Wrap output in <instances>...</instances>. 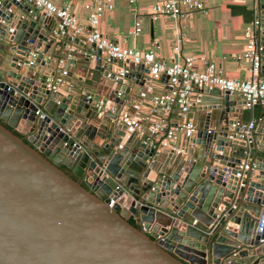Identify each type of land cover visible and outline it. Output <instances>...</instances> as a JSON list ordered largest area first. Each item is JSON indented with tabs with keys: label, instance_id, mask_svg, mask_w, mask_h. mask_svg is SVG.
Returning a JSON list of instances; mask_svg holds the SVG:
<instances>
[{
	"label": "water",
	"instance_id": "water-1",
	"mask_svg": "<svg viewBox=\"0 0 264 264\" xmlns=\"http://www.w3.org/2000/svg\"><path fill=\"white\" fill-rule=\"evenodd\" d=\"M255 3L264 53V0ZM0 18V264H264V120L245 140L233 136L240 95L193 85L202 125L182 155L161 156L136 139L118 148L123 99L97 118L79 83L66 93L45 85L62 70L73 78L71 66L89 55L51 69L44 54L70 41L55 40L54 18L13 0L1 2ZM95 53L93 69L106 74L115 60ZM146 72L129 63L123 77L140 89Z\"/></svg>",
	"mask_w": 264,
	"mask_h": 264
},
{
	"label": "built area",
	"instance_id": "built-area-1",
	"mask_svg": "<svg viewBox=\"0 0 264 264\" xmlns=\"http://www.w3.org/2000/svg\"><path fill=\"white\" fill-rule=\"evenodd\" d=\"M3 0H0V4ZM17 3L30 4L33 8L45 12L54 18L55 23L52 35L55 40L59 37H79L84 44H93V49L100 51L102 61L107 62L114 59L122 64L118 65L113 71H107L106 76L112 74L110 80L116 93L113 96H123V91L118 88V83L124 79L123 75L128 71V63L142 64L146 69V77L142 87L137 91L136 99L127 107L117 108L116 122L122 126V137L134 138L143 146L158 152L160 149L170 150L174 155H182L185 152L183 143L175 146L174 143L179 138L182 139L192 136L197 127L188 116L191 106L198 102V93L194 95L193 85L197 88L215 87L231 94L240 95L244 108L258 106L264 111V78H259V71L263 64V47L258 40L259 19L255 17L248 25L243 28L245 39L242 50L234 55L236 60H245L249 63V75L244 79L227 78L223 75L222 69L212 61L203 57L195 58L192 55L180 56L179 39L171 47L170 63L157 60L155 48L157 44L152 42L151 47L142 50L136 46H127L126 36L121 37L120 41H114L103 35L98 29V22L102 15L107 11H112L115 0H85L82 8L87 12L86 23L78 22L76 16L70 10L69 4L58 5L53 0H13ZM132 5L137 0H121ZM193 12L206 13L207 7L199 0H161L150 4L147 16L150 21H155L159 17L171 19L186 18ZM4 19L0 18V25H4ZM142 19L139 15L133 17V25L130 35H137L141 32ZM6 30L11 33L13 27L6 26ZM38 50L30 51L25 64L33 63ZM69 55V54H68ZM96 59V54L89 55ZM50 58L49 55L45 56ZM56 63L61 64L62 59H57ZM199 63L200 65H198ZM62 70L61 74L64 75ZM166 76L167 87L158 91L153 90L154 82L161 76ZM121 81V82H119ZM63 82L61 77H46L45 85L48 90H58L59 84ZM113 96L109 98L102 95L94 99V115L101 117L105 111L114 110L116 102ZM175 112L179 120L167 125L164 117L171 112ZM39 118L44 116L40 110L35 111ZM255 128L254 122L241 124L240 131L234 132L236 139L245 140L250 132ZM178 137V138H177ZM118 148L121 147L119 142ZM240 169H246V163H240ZM239 172L235 176H239ZM113 200L107 203L111 207ZM195 222V221H193ZM261 226V224H260ZM216 264H229L228 260H221Z\"/></svg>",
	"mask_w": 264,
	"mask_h": 264
},
{
	"label": "crops",
	"instance_id": "crops-1",
	"mask_svg": "<svg viewBox=\"0 0 264 264\" xmlns=\"http://www.w3.org/2000/svg\"><path fill=\"white\" fill-rule=\"evenodd\" d=\"M58 5L69 4L70 10L76 16L81 24L86 23L87 12L82 8L85 0H53ZM154 1L161 0H137L134 4L129 5L121 0H115L112 11L105 12L98 22L99 31L111 38L114 41H120L121 37L126 36L125 44L127 46H136L142 50H147L151 47L153 41L156 42L155 48L156 59L169 64L171 55V47L175 43V39H179V54L180 56L192 55L195 58L203 57L206 60L212 61L215 65L222 69L223 75L227 78L244 79L249 75V63L245 60H236L234 55L240 52L244 46L245 39L243 37V28L248 25L255 17L260 19L259 9L255 0H199L206 7V13L193 12L186 18L171 19L168 17H159L155 21H150L147 16V11L150 4ZM27 5L26 3H23ZM31 7V5H30ZM39 10V9H38ZM139 15L142 19L141 32L135 36L130 35L132 29L133 17ZM66 38V37H65ZM69 38V37H67ZM44 45L41 43L40 48ZM60 49L57 57L54 51ZM65 51V53L63 52ZM69 54V55H68ZM96 54L95 49L89 44H84L79 37H73L70 41H66L65 45L61 43L56 46H51L45 56H51V59L56 65L53 68L63 67L68 64L70 57L83 58L85 55ZM57 59H62V63H56ZM94 60L91 56L87 61H75L72 67V77L65 74H55L53 77H61L62 81L58 88L61 92H70L72 89H77L75 84L79 83L80 91H87L89 95L96 99L102 95H107L109 98L113 96L111 80L105 76L104 71L94 70ZM83 64L86 68L80 69L79 65ZM122 64L115 61L111 66L113 71L118 65ZM200 65L199 63H197ZM129 65V63H128ZM134 64L131 63V67ZM70 66V65H69ZM41 70L51 71L49 65L44 64ZM262 68L259 71V78H264ZM143 79L146 73H141ZM79 77V80H78ZM123 89L129 88L126 95L119 96L123 99L120 104L121 108H127L135 99L138 86L133 80L124 78L121 83H118ZM127 87V88H126ZM167 87L166 79L162 75L159 80L154 82L153 90L158 91ZM198 90H194V95ZM115 96H113V99ZM41 104L38 106L40 109ZM110 111V110H107ZM199 111H196L195 106H191L188 111V116L195 123L196 127L202 125V121L198 120ZM239 123L246 124L254 122L257 127L259 120H264V111L258 106L252 108H244L241 106V113L234 117ZM167 125H170L179 120L176 113L173 111L164 117ZM179 137V138H178ZM178 139L174 143L175 146H180L183 143L182 136L178 134ZM134 139L132 137H122V130L119 132V142L121 145L125 142ZM158 153L161 156L168 153L166 149H160ZM163 154V155H162ZM162 161V157H161ZM122 214H127L124 208L120 209ZM128 220L135 223L136 219L129 215Z\"/></svg>",
	"mask_w": 264,
	"mask_h": 264
},
{
	"label": "flooded vegetation",
	"instance_id": "flooded-vegetation-1",
	"mask_svg": "<svg viewBox=\"0 0 264 264\" xmlns=\"http://www.w3.org/2000/svg\"><path fill=\"white\" fill-rule=\"evenodd\" d=\"M61 168H62L64 171H67L66 168H64V167H61Z\"/></svg>",
	"mask_w": 264,
	"mask_h": 264
},
{
	"label": "trees",
	"instance_id": "trees-1",
	"mask_svg": "<svg viewBox=\"0 0 264 264\" xmlns=\"http://www.w3.org/2000/svg\"><path fill=\"white\" fill-rule=\"evenodd\" d=\"M131 222V221H130ZM131 223H133V222H131Z\"/></svg>",
	"mask_w": 264,
	"mask_h": 264
}]
</instances>
